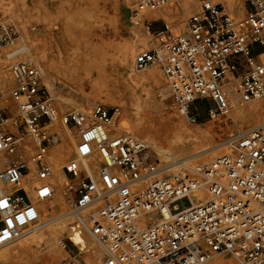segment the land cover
<instances>
[{
	"label": "built area",
	"instance_id": "obj_1",
	"mask_svg": "<svg viewBox=\"0 0 264 264\" xmlns=\"http://www.w3.org/2000/svg\"><path fill=\"white\" fill-rule=\"evenodd\" d=\"M170 1L140 0L135 17ZM187 23L186 32L174 34L166 24L155 30L153 21L145 20L152 38L150 47L136 55L135 66L140 70L162 66L169 93L189 121L196 122L204 110L212 115L264 95V63L255 65L246 54L264 41V9L248 10L243 18L234 19L218 4L203 0L202 11ZM15 34L0 24V48ZM12 71L15 86L9 95L19 109L20 134L31 135L60 121L74 139L75 155L64 167L72 199L71 233L95 236L102 248L100 264H207L221 253L245 264H264V126L240 136L235 154L200 165L191 174L156 177L138 189V181L155 165L144 163L143 142L130 134L111 133L117 108L99 105L91 114L64 113L32 60L18 62ZM199 101L211 105L203 109ZM9 119L7 107L0 106L3 155L20 148L21 137L10 132ZM46 150L39 149L34 157L41 181L36 194L42 199L52 194ZM28 168L24 160L0 167V180L17 186L0 193V246L39 225V211L20 186ZM202 186L209 199L195 205L190 193ZM185 196L191 204L174 213L178 206L172 202ZM166 208L169 215L140 226L144 215ZM62 264L79 263L71 259Z\"/></svg>",
	"mask_w": 264,
	"mask_h": 264
},
{
	"label": "rangeland",
	"instance_id": "obj_2",
	"mask_svg": "<svg viewBox=\"0 0 264 264\" xmlns=\"http://www.w3.org/2000/svg\"><path fill=\"white\" fill-rule=\"evenodd\" d=\"M139 1L140 0H135V3L131 6V8H129L128 10H123L119 5L120 0H0V24L12 28L13 31L16 33L14 38L19 36L20 29L23 28V26L27 27L30 33L32 34V38L29 40L28 43V47L31 50V53H27V52L17 53L14 56V58L11 60V62L5 67V69H3L2 71L0 70V95L2 96L0 101V106L7 107V111L9 112V118L10 120L13 119L11 125L9 126L10 130L14 133L15 136L19 137L20 135L21 137V140L19 142L20 148L10 154H7L8 157L6 161L7 162L12 161L14 163H17L19 161L24 160L29 167L25 173L28 174V172H30L31 177L33 176L32 181H34L35 187H38L41 181L38 180V176H37L38 169L36 168V170L33 171L30 168V166H31V159H33V157L36 156V153L38 152L39 149L38 147L33 148L34 143H30L28 148L27 149L25 148V150L22 148L24 144L28 145L29 140L32 139V136L30 135L23 136L22 134L19 133L16 127V124H19L20 122V119L18 118L19 109L17 107V104L13 100H11L9 95L10 91L15 86V78H14V73L12 71V67L18 62L23 60L30 59L35 64L38 63L40 65L41 68L40 70H42L44 73L43 75L44 84L47 90L52 94L59 109L60 110L62 109L61 110L62 112L66 113L72 110H76L75 108L71 107V105L66 106V103L63 100L68 99L70 101L73 100L75 101L77 99V96L74 95V92L70 91L69 84L78 87L79 84L81 83L84 84L86 92L88 93L89 96L91 95L90 98L92 97L91 100L94 102V105H91L89 109H83L82 112L83 111L91 112L96 106L99 105H103L108 108H117L118 112L121 113L119 122H117L118 119L117 117H115V123L117 124V127L119 126L118 128L119 129L121 128V130L123 131L131 132V134H133L134 136L150 144V146L145 151L149 152L148 161L151 162L154 161L155 163L154 162L153 163L156 167H160L161 164H164L165 162L162 161L160 163L159 159L157 158L159 152H156L154 150L155 148L152 147L154 146L152 145L153 143H150V141L144 139L143 135L135 133L134 131H132L131 128H129L128 123H132L131 116L129 115L130 106L128 104H124V105L121 104L124 103L125 91L120 81L121 73L119 70L120 68L119 60H120L121 51L123 50V48H128V45L134 46L135 49L134 57L131 58L130 60L132 71L135 76L143 75L147 71L152 69L159 70V73L161 75V80L159 81V83L154 85L149 92L144 91L143 93V99H144L143 104L145 105L143 114L152 115L154 117L169 116L168 118H171L175 121L180 119L181 116H184L185 117L184 121L187 125L194 127L199 131L200 130L204 131L202 128H199L200 127L199 125H203L206 131L211 134L210 137L214 141V143H218L220 145L232 146L233 144H235L233 139H235L237 135L240 136L233 122V119L230 116L221 115L217 117V119H210L209 118L210 115H208L207 111L204 110L201 112V117H199V119L196 122L189 121L187 116L181 113L180 110L177 108L174 99L170 95L168 89V80L160 64L150 65L147 68L141 70L136 68L134 58H136V55L141 50L150 47L149 40L152 38L151 33L153 31L152 30L151 32H148L145 26H143V22H144L143 20L146 18L145 12H143L142 15L141 14L139 15L138 19L140 20V24L136 25L134 23L133 17L136 15L135 8L137 7ZM191 1L196 2V0H191ZM200 1L203 4V0ZM210 1L213 4L217 3L219 6H221V8H224V11L230 14V16L234 19L243 18L248 10L261 11L264 9V0H241V2L247 8L245 11L235 14L232 13L233 11L231 12L232 10L231 7L234 5V0H210ZM179 2L181 1L172 0L163 5L164 6L168 5L174 10L176 9L179 10ZM196 10L197 9H194L193 10L194 13L193 12L192 13L196 14L195 12ZM199 11H201V8L199 9ZM192 13L179 10L176 13H170L168 16L156 14V20H160L163 22V24L169 25L170 26L169 29L174 34H180L188 30V28H186V22L192 16ZM12 15H14L17 22L21 24L20 26L19 25H17L18 27L15 26L17 22L12 21V19L9 18ZM150 21H154V20H150ZM153 27L156 26L154 25ZM44 29L47 31L52 30L54 36L57 37L60 40V42L63 43V45H65L63 53H60L58 51L55 43L53 45L48 42L45 45L44 44L40 45V43H38L36 34L39 31H41L40 37H47L44 36V31H43ZM142 39L145 40L147 39L148 44L142 43L140 44V46H137V44ZM89 41H93V43L95 44L93 51L92 50L85 51L86 48H84V46ZM50 50L53 51L50 52ZM263 51H264V41L259 42L258 44L248 48L246 54L254 64L258 65L264 63V56L262 54ZM89 53H93V56L95 58L94 61L95 63L92 66V69L89 70L91 71V74L90 75L87 73L81 74L80 68H81V64L83 63L82 60L84 59V55ZM29 57H32L33 59ZM41 58H43L47 64L55 68H63L66 70H70L69 79L65 78V76L62 77L61 74L55 72V77L53 78L52 84L50 85L47 84L48 81L46 76L47 72L45 70V67L43 66ZM91 81L95 83L97 88H99L98 89L99 92L94 93L91 91L92 89ZM263 97L264 95L258 98H254L250 101L243 102L241 103V105H249L255 100H259V99L262 100ZM199 104L202 106L203 109H207L211 105L208 101H199ZM215 112L218 113L219 111H215ZM10 120L8 121V123H10ZM61 123L55 121L53 125L55 129L59 130V134H60L59 140L53 143L51 137H49L48 134L44 135L46 136L45 137L46 141L44 142L43 146L47 147L46 156H48V159L51 162L49 163L51 165H53L54 162L53 161L54 158L53 156H55L54 147L57 145H63V143H65V137L68 135L66 127L64 126L63 123H62L63 125ZM120 124L122 125L120 126ZM114 131L115 133L112 132V134L114 133V135H118L120 134L119 132H121V131H116V129ZM247 131L248 130H245L242 134L246 133ZM229 138L231 139L230 143L226 142V140ZM69 147H71V145H69ZM30 153H32L31 158H29V155H31ZM228 153L233 154L234 147L231 148L230 151L228 149ZM74 155L75 152L69 155V157L61 156L60 158L56 157V159L58 162H61L60 165L63 168L64 164H66L68 160H71L74 157ZM49 156L51 158H49ZM208 158L210 157H205L201 159L200 164H202L203 162H209L213 160L211 158L210 159ZM28 176L30 177V175ZM155 176H163V174L162 173L155 174ZM65 179H66L65 183L63 184H65V191L68 194V190L66 186V183L68 181L67 176H65ZM50 180L51 179H49V182H51ZM148 183H146V186ZM6 186L9 192H12L17 188V186H15L12 183L10 184L7 183ZM136 188L140 189L138 185H136ZM33 193L34 196L37 198L35 193V188ZM207 193L209 194L208 190ZM22 195L25 198L29 197L31 199V195L26 191H23ZM190 204L191 201L189 197L185 196L182 198H178L172 202V205L178 206V210H173V212L176 213L177 211H181L187 208ZM98 206L95 207L94 209L96 210ZM156 212L159 211L156 210ZM70 223H69V227H70ZM70 233H71V229L69 228L63 232L62 235L63 244H61L60 246L62 257L59 261H57L56 259V263L62 262L63 260L74 259L79 264H85L86 254H84L85 253L84 251L81 250L79 251L78 248L79 245L76 246V244L72 241L69 235ZM93 239L95 240V238ZM95 242L97 241L95 240ZM100 250H102V248ZM218 255H221L225 259H229L233 261L235 264H244L242 261H240L239 259L235 258L230 254L221 253V254H216L214 257H217ZM71 256H74L75 258H71ZM42 258L43 256L41 257V259ZM31 260L32 259L26 261L24 264H39L34 262V260L32 261ZM210 262L211 260L208 262V264H210ZM100 263L101 260H99V264Z\"/></svg>",
	"mask_w": 264,
	"mask_h": 264
},
{
	"label": "bare ground",
	"instance_id": "obj_3",
	"mask_svg": "<svg viewBox=\"0 0 264 264\" xmlns=\"http://www.w3.org/2000/svg\"><path fill=\"white\" fill-rule=\"evenodd\" d=\"M180 1L181 2H179V10L181 11L192 13L194 9H197L195 12L198 13L197 11H199L200 8L202 11V2L200 0H196V2H193L191 0H180ZM134 3L135 0H120L119 5L123 10H128L129 8H131V6ZM246 8L247 7H245V5L241 2V0H234V5L231 7L232 10L231 9L230 10L231 12L233 11L232 13L237 14L239 12L245 11ZM179 10L178 9L174 10L168 5L167 6L161 5L157 9H147L144 11L146 13L145 14L146 18L143 21L147 19L156 20V14L168 16L170 13H176ZM9 18L12 19V21L17 22L14 15L10 16ZM133 18L134 21L139 20L138 19L139 15L138 17L134 16ZM17 25L20 26L21 24L17 22L15 26ZM143 26H145L148 32H151V30L146 26V24H144V22H143ZM168 27L170 26L168 25ZM186 28H188L187 22H186ZM43 31H44V36L47 37H40L41 31H39L36 34L38 43H40V45L41 44L45 45L47 42L51 43L52 45L55 43L58 51L60 53H63L65 45H63V43L60 42V40L54 36L52 30L47 31L44 29ZM31 38H32V34L30 33L29 29L23 26V28L20 29L19 36L13 38L11 41L4 44L0 48L1 71L5 69V67L11 62V60L14 58V56L17 53L19 52L31 53V50L28 47V43ZM140 42L137 44V46H140V44L142 43L148 44L147 39L146 40L142 39L140 40ZM94 46L95 44L93 43V41H89L84 46V48H86L85 51L86 50L93 51ZM51 51L53 50H50V52ZM134 54H135L134 46H129V45L128 48H123L120 54V60H119V64H120L119 70L121 73L120 81L125 91L124 103L121 104L123 105L128 104L130 106L129 115L131 116L132 123H128L129 128H131L132 131H134L135 133L143 135L144 139L150 141V143H153L152 145L154 146L152 147L155 148L153 149L156 152H159L157 158L159 159L160 163L162 161L165 162L164 164H161L160 167L154 166L153 170L150 173L144 175L142 179L138 181L136 185H138L140 189L144 188L146 186V183L153 180L154 178L161 177V176H155V174L162 173L164 176V175L176 174V173H188V172L193 173L200 165L207 163V162H203L202 164H200L201 159L205 157H210L211 159L214 160L218 157H222L227 154L232 155L228 153V149L230 151L231 148L233 147H234L233 154H235L236 153L235 146L237 140L240 136L243 135L242 133L245 130H248L247 132H249L250 130L256 127L264 126V97L262 98V100L259 99L253 102L251 101L252 103H250L249 105H241L240 103V104H235L229 110H223L218 113L213 111L212 115L209 116L210 119H217V117L221 115H225V116H230L233 119V122L240 136L237 135L238 137L236 136V138L233 139L235 144H233L232 146L220 145L218 143H214V141L210 137L211 134L206 131L203 125H199L200 126L199 128H202L204 131L201 130L199 131L198 129L187 125L184 121L185 120L184 116H181L180 119L175 121L171 118H168L169 117L168 115H166L168 117H164V116L154 117L152 115L143 114V110L145 106L143 104V100H144L143 93L144 91L149 92L154 85L159 83V81L161 80V75L159 73V70L152 69L147 71L143 75L135 76L130 64V60L131 58L134 57ZM262 54L264 56V51ZM29 58L33 59L32 57ZM41 59L43 66L45 67V70L47 72L46 74L48 80L47 84L49 85L52 84L53 78L55 77V72H58L59 74L62 75V77L65 76V78L69 79L70 70H66L63 68H55L47 64L43 58ZM94 61L95 58L93 56V53L84 55V59L82 60L83 63L81 64V68H80L81 74L87 73L90 75L91 71L89 70L92 69V66L95 63ZM36 65H38L39 69H41L38 63ZM91 85H92V89H91L92 92L94 93L99 92L98 90L99 88L96 87L94 82L91 81ZM69 89L70 91L74 92V95L77 96V99L75 101L74 100L70 101L68 99L63 100L66 103V106L71 105V107L75 108L76 110L82 111L83 109H89L91 105H94V102L91 100L92 97L90 98L91 95L89 96L88 93L86 92L84 84L81 83L79 84L78 87L69 84ZM92 111L91 112L83 111V112L87 114H91ZM120 116L121 113L119 112H116L114 114L113 116L114 121L112 122L113 131H111V133L112 132L115 133L114 130L116 129V131H121L119 133L130 134L135 139H138L141 142H143L146 148H148L150 144L134 136L133 134H131V132L123 131L121 130V128L120 129L118 128L119 126L117 127V124L115 123V117H117L118 119L117 122H119ZM12 120L13 119H11L10 123H8L9 130H10L9 126L11 125ZM58 122L61 123L60 121ZM53 125L54 123L40 132L31 134L30 136H32V139L29 140L28 145L24 144L22 148L25 150V148L26 149L28 148L30 143H34L33 148L38 147V149H43L44 146L42 145V141L46 137L44 136L45 134L46 135L48 134L51 137L53 143L59 140L60 139L59 130L55 129ZM121 125L122 124H120V126ZM16 127L19 131L17 124ZM10 132L14 135V133L11 130ZM230 140L231 139L229 138L226 140V142L230 143L231 142ZM69 145H71V147H69ZM54 149H55V153L54 152L53 153L55 154V156H53L54 157L53 165L50 164L51 162L48 159V156H46L48 163L50 162L49 165L51 169V173L48 178V182L49 179H51L50 180L51 182H49L52 189V194H51L52 197L50 196L51 199L50 197L47 199H42L38 197L37 194H36L37 198L34 196L33 193L34 188H35V193L37 192V190L34 181H32L33 176L31 177L30 172H28V174L24 173L22 177V182L20 184L21 188L31 195L30 200L39 211V225L34 229L22 234L14 242L0 246V264H24L26 261L30 259L34 260V262L39 264H55L56 259L57 261H59L62 257L61 247H60L61 244H63L62 235L66 229L68 228L71 229L69 227V223L73 219L71 215L72 200L65 191V184H63L65 183L66 180L65 179L66 173L64 170V166L69 162V160L66 164H64L62 168V166L60 165L61 162H58L56 157L57 158L58 157L60 158L61 156L69 157V155L75 152L73 137L68 133V135L65 137V143H63V145L55 146ZM32 153H30L31 155H29V158L32 157ZM7 157H8L7 155H3L0 153V167H3L8 163H14L12 161L7 162L6 161ZM49 158L51 157L49 156ZM148 158H149V152L146 151L143 157L145 164H149L151 162L148 161ZM94 162L96 164L101 162L99 156L95 157ZM30 168L33 171H35L37 168L34 157L33 159H31ZM28 175H30V177ZM6 184H7L6 182L0 180V193L9 192ZM190 196L195 205L209 199V194L207 193V188L205 186L194 189L193 191H191ZM98 205L99 203H96L92 206V208H95ZM169 213L170 210L168 208L164 209L163 213L152 211L141 218L140 226L145 227L150 225L151 223H155L161 220L164 216L169 215ZM89 233L91 232L85 231L78 234L70 233L69 235L72 241L76 244V246L79 245L78 246L79 251L81 250L85 252L84 253L86 254L85 264H99V260H101L102 258V252H101L102 250H100L101 245L96 240L95 236L92 233H91L92 235ZM93 238H95L97 242H95ZM42 256L43 258L41 259ZM71 258H75V257L71 256ZM210 260H211L210 264H235L233 261L229 259H225L221 255H218L217 257H213ZM64 261L66 260H63L62 262H57L56 264H62Z\"/></svg>",
	"mask_w": 264,
	"mask_h": 264
},
{
	"label": "crops",
	"instance_id": "obj_4",
	"mask_svg": "<svg viewBox=\"0 0 264 264\" xmlns=\"http://www.w3.org/2000/svg\"><path fill=\"white\" fill-rule=\"evenodd\" d=\"M154 25L156 26V27H153V29H155V30H160V29H162L163 26H164L163 22L160 21V20H154V21H153V26H154Z\"/></svg>",
	"mask_w": 264,
	"mask_h": 264
}]
</instances>
